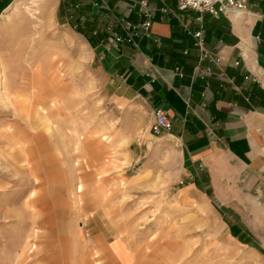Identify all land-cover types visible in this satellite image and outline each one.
I'll list each match as a JSON object with an SVG mask.
<instances>
[{
  "label": "rangeland",
  "instance_id": "1",
  "mask_svg": "<svg viewBox=\"0 0 264 264\" xmlns=\"http://www.w3.org/2000/svg\"><path fill=\"white\" fill-rule=\"evenodd\" d=\"M13 3L0 16V264H126L119 253L129 264H264L258 181L243 186L231 171L185 191L181 151L157 154L170 139L134 162L131 133L102 130L96 145L87 136L108 129V111L78 18L61 0ZM55 98L65 104L34 118ZM75 127L77 154L58 133Z\"/></svg>",
  "mask_w": 264,
  "mask_h": 264
},
{
  "label": "crops",
  "instance_id": "2",
  "mask_svg": "<svg viewBox=\"0 0 264 264\" xmlns=\"http://www.w3.org/2000/svg\"><path fill=\"white\" fill-rule=\"evenodd\" d=\"M147 1L155 13L151 36L139 37L135 44L109 41L114 33L125 34L123 25L115 19L124 18L135 24L142 22L137 9H130V0L64 2V8L78 18L80 33L88 37L85 40L91 49L94 73L108 111L104 117L109 121L108 129L99 125L87 137L100 145L107 138L99 134L102 130L116 135L119 131L131 133L129 136L133 140L129 137L127 142L132 162L154 154L156 145L169 143L168 139L169 145L158 148L157 154H164L167 146L176 148L172 144L175 139L181 143L177 149H181L183 157L180 180L186 183L185 191L207 192L210 182L216 188L215 180L228 179L227 174L236 171L243 186L258 181L257 193L262 195L264 0H248L247 10L240 17L214 16L193 10L180 12L176 0ZM13 2L0 0V16ZM199 31L203 33L206 49L221 59L219 65L210 61L201 63L202 67L214 70V74L205 79L194 76L199 56L194 49L193 34ZM221 70L224 78L218 76ZM53 103H56L55 108L65 104L55 98L52 106L50 101L49 106L37 108L34 118L40 122L48 119L49 111L54 109ZM157 109L165 111L172 122L170 135L156 137L152 134ZM58 133L61 137L73 138V150L80 153L83 133L78 127ZM136 139L137 144L146 149V154L134 152ZM108 147L115 148L116 142L109 140ZM85 164L86 160L80 157L73 167L79 169ZM215 173H220V177H215ZM81 187L84 185L80 182L75 189L77 193L83 191ZM78 236H81L80 229ZM119 255L125 256L123 261L129 264L128 254Z\"/></svg>",
  "mask_w": 264,
  "mask_h": 264
},
{
  "label": "built area",
  "instance_id": "3",
  "mask_svg": "<svg viewBox=\"0 0 264 264\" xmlns=\"http://www.w3.org/2000/svg\"><path fill=\"white\" fill-rule=\"evenodd\" d=\"M65 2L66 0H61ZM132 3L131 10L137 9L139 16L143 19L140 23H133L124 18L115 19L117 23L123 25L125 34L114 33L110 36L109 41L112 43H128L135 44L136 39L139 37H150L151 30L155 21V13L153 8L150 6L147 0H130ZM177 9L180 12H185L188 10L197 11L200 13H209L214 16L219 15H234L235 17H240L246 10L248 0H176ZM94 1V5H97ZM164 12L167 9H163ZM77 27V26H75ZM112 26L108 29L112 30ZM95 34V32H93ZM195 38L194 49L199 56V65L195 68L194 76L196 78L205 79L207 76L214 74L212 67H202L201 63L204 61H210L216 64H220L221 59L215 57L213 53L208 51L205 47L203 33L202 31L193 34ZM237 65L239 63H236ZM220 78H224L225 74L221 70L218 73ZM173 130L172 122L167 116L166 112L157 109L154 111V121L152 123V134L156 137L168 134L170 135Z\"/></svg>",
  "mask_w": 264,
  "mask_h": 264
},
{
  "label": "bare ground",
  "instance_id": "4",
  "mask_svg": "<svg viewBox=\"0 0 264 264\" xmlns=\"http://www.w3.org/2000/svg\"><path fill=\"white\" fill-rule=\"evenodd\" d=\"M23 9H26V6L24 5L23 7H22ZM44 115V114H43ZM46 115V114H45ZM172 136V135H171ZM171 136H169V137H171ZM172 144L174 145V146H176V148H180L181 147V143L178 141V140H174L173 142H172ZM181 150V149H180ZM81 189L83 190V187H81Z\"/></svg>",
  "mask_w": 264,
  "mask_h": 264
}]
</instances>
